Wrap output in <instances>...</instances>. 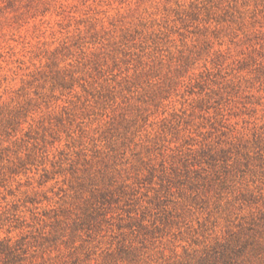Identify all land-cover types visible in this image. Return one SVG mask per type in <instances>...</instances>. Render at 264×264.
I'll return each instance as SVG.
<instances>
[{"label":"rangeland","instance_id":"1","mask_svg":"<svg viewBox=\"0 0 264 264\" xmlns=\"http://www.w3.org/2000/svg\"><path fill=\"white\" fill-rule=\"evenodd\" d=\"M0 264H264V0H0Z\"/></svg>","mask_w":264,"mask_h":264}]
</instances>
